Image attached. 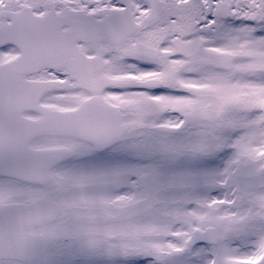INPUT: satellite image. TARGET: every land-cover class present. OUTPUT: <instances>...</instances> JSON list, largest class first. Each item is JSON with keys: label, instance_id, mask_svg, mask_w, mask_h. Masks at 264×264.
<instances>
[{"label": "snow or ice", "instance_id": "obj_1", "mask_svg": "<svg viewBox=\"0 0 264 264\" xmlns=\"http://www.w3.org/2000/svg\"><path fill=\"white\" fill-rule=\"evenodd\" d=\"M0 264H264V0H0Z\"/></svg>", "mask_w": 264, "mask_h": 264}]
</instances>
